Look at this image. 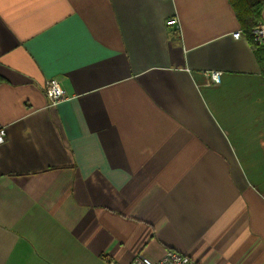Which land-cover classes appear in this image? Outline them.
I'll list each match as a JSON object with an SVG mask.
<instances>
[{
	"label": "crops",
	"instance_id": "obj_1",
	"mask_svg": "<svg viewBox=\"0 0 264 264\" xmlns=\"http://www.w3.org/2000/svg\"><path fill=\"white\" fill-rule=\"evenodd\" d=\"M239 30L230 0H0V264H264V72Z\"/></svg>",
	"mask_w": 264,
	"mask_h": 264
},
{
	"label": "built area",
	"instance_id": "obj_2",
	"mask_svg": "<svg viewBox=\"0 0 264 264\" xmlns=\"http://www.w3.org/2000/svg\"><path fill=\"white\" fill-rule=\"evenodd\" d=\"M167 24L168 26L173 27L175 31L179 32L181 30L180 20L177 16H171L168 18ZM253 32L258 43L264 44V22H259L253 28ZM241 35V30L233 33L235 38H239ZM208 75L214 84H219L221 82L222 71L210 70L208 71ZM45 93L51 104H57L61 100L68 98L65 89L56 77H52L47 80L45 84ZM6 138L7 127L0 122V144L5 142ZM131 264H197V262L187 253H183L175 249H168L158 258L151 257L144 251H140L134 256Z\"/></svg>",
	"mask_w": 264,
	"mask_h": 264
},
{
	"label": "trees",
	"instance_id": "obj_3",
	"mask_svg": "<svg viewBox=\"0 0 264 264\" xmlns=\"http://www.w3.org/2000/svg\"><path fill=\"white\" fill-rule=\"evenodd\" d=\"M230 2L236 11L242 31L248 36L260 56L264 72V44L257 43L253 32L258 22L264 19V0H230ZM3 81H6V78L0 74V83Z\"/></svg>",
	"mask_w": 264,
	"mask_h": 264
},
{
	"label": "bare ground",
	"instance_id": "obj_4",
	"mask_svg": "<svg viewBox=\"0 0 264 264\" xmlns=\"http://www.w3.org/2000/svg\"><path fill=\"white\" fill-rule=\"evenodd\" d=\"M210 71V70H209ZM207 75H208V72H207ZM209 76V75H208ZM210 77V76H209ZM212 80V79H211Z\"/></svg>",
	"mask_w": 264,
	"mask_h": 264
},
{
	"label": "rangeland",
	"instance_id": "obj_5",
	"mask_svg": "<svg viewBox=\"0 0 264 264\" xmlns=\"http://www.w3.org/2000/svg\"><path fill=\"white\" fill-rule=\"evenodd\" d=\"M260 22H264V20L260 21ZM259 23V22H258Z\"/></svg>",
	"mask_w": 264,
	"mask_h": 264
}]
</instances>
